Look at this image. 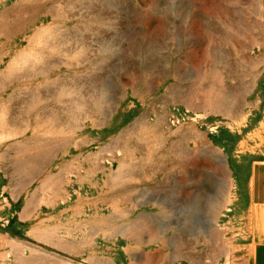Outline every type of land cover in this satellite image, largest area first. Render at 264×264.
Returning a JSON list of instances; mask_svg holds the SVG:
<instances>
[{
	"label": "rangeland",
	"instance_id": "374dc122",
	"mask_svg": "<svg viewBox=\"0 0 264 264\" xmlns=\"http://www.w3.org/2000/svg\"><path fill=\"white\" fill-rule=\"evenodd\" d=\"M264 0H0V264H252Z\"/></svg>",
	"mask_w": 264,
	"mask_h": 264
},
{
	"label": "crops",
	"instance_id": "0c3cea01",
	"mask_svg": "<svg viewBox=\"0 0 264 264\" xmlns=\"http://www.w3.org/2000/svg\"><path fill=\"white\" fill-rule=\"evenodd\" d=\"M244 162L246 171L249 215L245 225H249V235L253 247L252 264H264V160L249 155Z\"/></svg>",
	"mask_w": 264,
	"mask_h": 264
}]
</instances>
